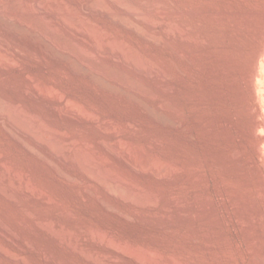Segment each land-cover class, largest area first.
Instances as JSON below:
<instances>
[{"label": "rangeland", "instance_id": "374dc122", "mask_svg": "<svg viewBox=\"0 0 264 264\" xmlns=\"http://www.w3.org/2000/svg\"><path fill=\"white\" fill-rule=\"evenodd\" d=\"M11 1H18V8L24 10L33 9L31 1L50 7L51 3L53 7L63 3L66 10L60 14L64 15L55 16L53 21L38 16L33 22L44 20L41 24L51 28L57 25L69 45L80 43L87 49L96 40L102 43L121 39L135 50L140 60L150 58V62L167 69L174 90L165 92L168 81H157L151 73L117 66L108 58L102 60L105 64L101 61L105 69H119L114 73L129 77L131 82L140 81L147 92L161 98L143 95L130 84H122L119 78L110 79L86 65L73 48H58L53 41L44 39L34 24L27 25L18 16L4 17L0 12V25L16 31L24 41L43 40L46 50L58 60H48L42 51L0 34L6 38L5 43L0 41V54L7 53L12 60L9 66L0 67V94H5L24 112L38 113L40 121L58 133L67 157L81 153L104 157L113 162L108 168L117 167L134 183L137 181L133 189L143 195L147 193L148 197L142 205L113 196L117 212L106 211L97 198L85 195L84 189L93 184L88 172L79 164L48 152L12 126L6 116H0V222L26 244L22 249L0 232V264H13V257L22 260L19 264H173L176 260L186 264L194 254L187 241L188 199L202 200L219 192L227 197L236 194L264 207V52L257 58L264 46V0ZM98 3L104 11L86 8ZM107 9L112 11L111 17L105 13ZM65 15L71 22L79 18L90 21L93 31H98L95 33L98 39L92 40L89 35L75 38L63 26ZM1 55L0 61L4 57ZM34 89L39 96L34 95ZM165 98L187 114L179 116L163 106L160 108L167 101ZM213 120L219 128L215 136L206 130L204 133L200 127L201 123L210 129ZM115 142L118 147L113 145ZM23 143L38 152L30 153L21 146ZM146 156L174 166L170 179L146 177L127 165L125 159L130 157L140 166ZM47 158L76 178L75 183L58 177L46 166L44 161L50 162ZM196 176L206 179L192 182ZM93 186L104 192L99 184ZM3 187H11L17 202L3 192ZM153 196L155 200L151 199ZM232 242L234 246L235 240Z\"/></svg>", "mask_w": 264, "mask_h": 264}, {"label": "bare ground", "instance_id": "6f19581e", "mask_svg": "<svg viewBox=\"0 0 264 264\" xmlns=\"http://www.w3.org/2000/svg\"><path fill=\"white\" fill-rule=\"evenodd\" d=\"M17 1V0H16ZM22 1V0H21ZM35 1V0H34ZM44 1V0H43ZM86 1V0H85ZM23 2V1H22ZM21 2V3H22ZM38 2V1H35ZM42 2V1H41ZM51 2V1H50ZM49 2V3H50ZM120 2V1H119ZM17 2H12L11 0H0V12L2 13V16L5 15L4 17L7 16H13L12 18H14V16H18V18L23 19L25 22L27 21L29 25L30 24H34L36 27H38V29L41 31L44 39L46 40H51L53 41L57 46H59L58 48H62V49H69V48H73V52L80 58L82 59L86 65H88L89 67H91L92 69H95L97 71H101V73H103L106 77L110 78V79H116L119 78V80L121 81L122 84L124 85H128L130 84V86H132L133 88H135L136 90H139L143 95H149L152 94V98L153 99H158L159 94H155L154 92L151 93L147 92V88H143V86H141L140 81L139 83L137 81H130L129 77L122 76L121 74L118 73H114V71H117L119 69H116L114 71H110L108 69H105L106 67H104L103 63L104 61H102L104 58H108L110 60H112L113 62L116 63V65L121 67H131V68H135L136 70L140 71V72H145V73H151L152 76H154L155 80L157 81H168L166 82L167 87H166V91L165 92H171L174 90V84L171 85L169 80L171 77V73L163 68V67H159L157 66L158 63H156V65L153 62H150L149 59H143L140 60L139 55L136 54L135 50L130 49V47L128 48L127 44L125 43V41L121 40V39H116V40H110V41H105L102 43H99V40L97 42V40L90 44V48L87 49V46H83L82 44L81 46L78 44H76L77 47L75 45V47L72 46V44H68L64 38L62 37V35L60 34V30L58 28H51V27H45L42 23L40 22H36L34 23L33 21L39 16L41 17V19L45 18V19H49L52 20L54 19V17L56 16V18H59V15L61 11L64 12V8L65 6L60 2L59 5H56L53 7V3H51L52 7H50V5H42V4H37L34 3L33 1H31V7H33V9H29V10H24V9H20L18 7H20ZM30 3V2H29ZM57 4V2H55ZM101 3V2H100ZM20 4V2H19ZM25 4V3H24ZM47 4V3H46ZM87 4V3H86ZM92 4V3H90ZM30 5V4H29ZM85 5V4H84ZM92 8H91V7ZM86 5V8H90L89 11L91 9L96 10H100V11H104L102 9L101 4H94L92 5ZM26 7V6H25ZM28 7V5H27ZM50 7V8H48ZM68 7V6H67ZM84 7V6H83ZM130 7V6H129ZM30 8V7H29ZM69 9V8H68ZM66 10V8H65ZM91 10V11H94ZM108 10V9H107ZM105 10V11H107ZM136 10V9H134ZM70 11V10H68ZM87 11V10H86ZM61 12V13H63ZM72 12V9L71 11ZM69 12V13H70ZM111 10L109 12V10L105 13H107L110 17L112 16L111 14ZM76 14V13H75ZM64 15V14H62ZM61 15V16H62ZM66 15H70L68 13H66ZM65 15V19H64V24L63 26L66 28L65 30H67V32H69L70 34H72L73 36L76 37H80L83 38V36L85 35H89V37L91 36L92 40L95 37V33L98 32H94L93 29H95L92 26V23L90 24V21H85L83 20H77L74 22L69 21L70 18H66L67 16ZM77 15V14H76ZM106 15V14H105ZM72 16V15H71ZM108 16V17H109ZM115 16V15H113ZM38 17V18H39ZM76 18V17H75ZM63 19V18H62ZM62 19H59L60 21ZM122 19V18H121ZM153 19V18H152ZM22 20V21H23ZM73 20V19H72ZM113 20V19H112ZM120 20V19H119ZM124 20V19H123ZM23 21V22H24ZM50 22V21H49ZM5 23V21H4ZM57 23V22H55ZM62 23V22H61ZM126 23V22H125ZM53 24V23H52ZM129 24V23H128ZM6 25V24H5ZM49 25V24H48ZM4 26V25H3ZM2 25H0V34H4L7 37L12 38L14 41L16 42H23L25 46L28 47H32L36 50H40L43 52L45 58H47L48 60L54 61V62H58V60H56V58H54L51 53H49L45 48V42H31L30 40H22L21 36H19V34L15 33L14 31H10L9 29L3 27ZM8 26V25H7ZM47 26V25H46ZM172 26V25H170ZM54 27V26H53ZM59 27V26H58ZM32 28V27H31ZM61 29V28H60ZM63 29V28H62ZM105 29V28H104ZM103 29V30H104ZM136 29V28H135ZM176 30V28H173V30ZM64 30V31H65ZM102 30V29H101ZM102 30V31H103ZM142 30V29H141ZM172 29H170L171 31ZM63 31V30H62ZM24 32V31H23ZM175 32V31H174ZM20 33V32H19ZM39 33V32H38ZM144 33V32H143ZM146 33V32H145ZM150 33V32H149ZM182 34V32H180ZM31 34V33H30ZM97 34V33H96ZM99 34V33H98ZM64 35V34H63ZM66 35V34H65ZM104 34H101V36H103ZM145 35V34H144ZM143 35V36H144ZM148 36H150L149 34H146ZM152 35V34H151ZM157 35V34H156ZM155 35V36H156ZM25 36V35H24ZM100 36V35H99ZM153 36V35H152ZM182 35H180L181 38ZM29 37V36H28ZM88 37V36H87ZM185 37V36H184ZM37 38V37H36ZM70 38V37H69ZM104 38V37H103ZM148 38V37H147ZM158 38V36H156V39ZM190 40L192 39V37H189ZM88 39V38H86ZM101 40V37L99 38ZM183 39V38H181ZM80 40V39H79ZM193 40H195L193 38ZM0 41L3 43L6 42V38L4 36H0ZM91 41V40H88ZM156 41V40H154ZM74 42V41H73ZM22 43V44H23ZM89 43V42H88ZM52 45V44H51ZM88 45V44H87ZM1 46V45H0ZM135 47V46H134ZM17 48V47H16ZM7 49V48H6ZM19 49V48H18ZM70 49V50H71ZM8 50V49H7ZM12 51V50H10ZM21 51V50H20ZM22 52V51H21ZM264 52V46H262L259 51H258V56L257 58ZM143 53V52H142ZM183 52H181L180 54L182 55ZM26 55V53H24ZM1 55V54H0ZM3 55V54H2ZM1 55V56H2ZM28 55V54H27ZM67 55V54H66ZM145 55V54H144ZM4 56V55H3ZM7 53L4 57H2L1 61H0V67L3 66H9L11 64V58L7 57ZM10 56V55H9ZM184 56V55H182ZM68 57V56H67ZM15 58V57H13ZM38 58V57H37ZM191 60V58L189 59ZM60 61V60H59ZM101 61L103 63H101ZM156 62V61H155ZM13 63V62H12ZM65 64V63H64ZM77 64V63H76ZM84 64V63H83ZM105 64V63H104ZM107 64V63H106ZM13 65V64H12ZM108 65V64H107ZM105 65V66H107ZM159 65V64H158ZM80 66V65H78ZM110 66V64L108 65ZM161 66V65H160ZM104 67V68H103ZM72 68V67H70ZM112 70V67H109ZM114 68V67H113ZM118 68V67H117ZM255 68H257V66H255ZM121 69V68H120ZM118 72V71H117ZM120 72V71H119ZM126 73V71H124ZM123 71L121 73H124ZM94 73V72H93ZM84 74V73H83ZM87 74V73H85ZM88 74H91V71H89ZM95 74V73H94ZM11 75V74H10ZM187 75V74H186ZM28 76V75H27ZM173 76V75H172ZM132 77V76H131ZM174 77V76H173ZM98 78V77H97ZM153 78V79H154ZM134 79V77L132 78ZM136 80V79H135ZM174 80V79H173ZM57 81V80H56ZM96 81V80H95ZM164 84V83H163ZM165 84V86H166ZM160 85V84H159ZM42 86V85H40ZM45 86V85H44ZM164 86V87H165ZM29 87V86H28ZM39 87V85H38ZM110 87V86H109ZM148 87V86H147ZM176 87V86H175ZM46 88V87H45ZM55 88V87H54ZM37 89V88H36ZM27 90V89H26ZM56 90V88H55ZM54 90V91H55ZM60 90V89H59ZM48 91V88H47ZM34 95L35 96H39V93L37 92V90L35 91V89L33 90ZM113 92V91H112ZM157 92V91H156ZM47 93V92H46ZM45 93V96H46ZM63 93V92H62ZM61 93V94H62ZM120 93V92H119ZM163 93V92H162ZM180 93V92H179ZM182 93V92H181ZM33 94V93H32ZM42 94V93H41ZM52 95V94H51ZM135 95V94H134ZM58 96V95H57ZM61 96V95H60ZM119 97V96H118ZM164 97V96H163ZM170 97V96H169ZM37 98V97H36ZM128 98V97H127ZM161 98V97H160ZM167 100V98H165ZM160 101V100H159ZM141 102V100H140ZM163 102V101H161ZM21 103V102H20ZM74 103V102H73ZM143 103V102H142ZM76 104V103H75ZM162 108H167L168 110H171L173 113L179 114V116L181 115H185L187 114L185 112V110H183L182 108H179L177 105L174 104L173 101H171V99L167 100L166 102H163L160 104ZM60 106V105H59ZM71 106V105H69ZM80 106V105H79ZM78 106V107H79ZM22 107V106H21ZM75 107V106H74ZM58 108V107H57ZM68 111H72L71 108L67 107ZM74 110V108H73ZM77 110V109H76ZM79 110V109H78ZM164 110V109H163ZM154 111V109H153ZM157 111V110H156ZM165 111V110H164ZM30 112V111H29ZM79 112V111H78ZM85 112V111H84ZM150 112V111H149ZM69 113V112H68ZM73 113V112H72ZM37 115L32 114V113H26L24 112L19 105L17 104H12L8 99L7 96H5V94H0V116H6L8 122H10V124H12V126H16L20 132H23V134H26L28 137H30L31 139H33L36 143L40 144L41 146H43L46 150H48V152L53 153V155H57L60 156V158L64 157L65 161H70V162H74L75 164H79L85 171L86 173L88 172L91 176V179L93 181V184L91 183L87 188L84 189V191L86 192L85 195L87 194L90 197H95L97 198L96 201L98 200L100 202V204L102 205V207L110 212V213H116L117 212V206L114 204V202L111 200V197L113 196H120L121 199L125 198L127 199L126 202H128V199H132L140 204H144L146 201H148V197H146V194L143 195L140 194L139 192H136V190H134L133 188H135L137 185L135 183H137V181H135V183L132 181V179L128 178L123 171H117V167L116 169L114 168H110L111 166L109 165L108 168V164H110L111 162L108 161V159L106 158H100L97 155L93 157H87L85 155L81 154H76V156H74V158H70L67 157L68 155H66V151H65V146L64 143L62 142V140L60 139L59 135L57 132L53 131L54 129H52V127L48 126L46 124V122H42L40 121L39 117L41 118V116L38 117V113H36ZM82 114V113H81ZM160 114V113H158ZM74 115V114H73ZM90 115V114H89ZM93 115V114H92ZM77 116V115H76ZM82 116V115H81ZM96 116V115H95ZM163 116V115H162ZM91 117V116H90ZM158 117V116H157ZM88 118V117H87ZM100 118V117H99ZM195 118V117H194ZM4 119V118H3ZM97 119V118H96ZM186 121V120H185ZM6 122V120H5ZM115 123V122H114ZM131 123V122H130ZM133 123V122H132ZM181 124V123H180ZM188 124V123H187ZM197 124V123H196ZM50 125V124H49ZM113 125V124H112ZM117 125V124H116ZM189 125V124H188ZM194 125V124H193ZM6 126V125H5ZM121 126V125H120ZM202 126V129L204 131V133H212V136H215L217 131H218V122L216 120H213L210 123V129H207L206 125H202L200 123V127ZM123 127V126H122ZM8 129V128H7ZM185 129V128H183ZM109 130V129H108ZM112 130V129H111ZM118 130V129H117ZM206 130V131H205ZM15 132V131H14ZM17 134V133H16ZM50 136L47 138V136ZM193 135V134H192ZM14 136V134H13ZM17 136V135H16ZM21 136V135H20ZM19 136V137H20ZM194 137H196L195 135H193ZM198 136V135H197ZM193 137V138H194ZM198 138V137H197ZM16 141L19 140L17 137H15ZM23 139V137H22ZM189 139V138H188ZM21 140V139H20ZM23 141V140H22ZM25 141V140H24ZM86 141V140H85ZM110 141V140H109ZM21 142V141H19ZM27 142V141H26ZM74 142V141H73ZM79 142V141H78ZM89 142V141H88ZM114 142V141H113ZM112 142V143H113ZM75 143V142H74ZM128 143V142H127ZM123 144V143H122ZM121 144V145H122ZM28 145V144H27ZM27 145H25L24 143L21 146H24V148H26L30 153L34 154L36 151L34 150V148L32 149L31 147H28ZM86 145V144H85ZM114 146L118 147V144L116 145L113 144ZM120 145V146H121ZM101 146V145H100ZM112 146V147H114ZM35 147V146H34ZM82 147V146H81ZM84 147V146H83ZM109 148V147H106ZM138 148V147H137ZM142 148V147H141ZM79 149V148H78ZM87 149V148H86ZM115 149V147H114ZM112 148V150H114ZM83 150V149H82ZM111 150V151H112ZM130 152L132 149H129ZM27 151V152H28ZM35 151V152H34ZM88 151V150H87ZM116 151V149H115ZM121 151V150H120ZM119 151V152H120ZM38 152V151H37ZM40 152V151H39ZM65 152V153H64ZM77 152V150H76ZM81 152V151H80ZM126 152V151H125ZM142 152V151H141ZM75 153V152H74ZM112 153V152H111ZM124 153V152H123ZM146 153V152H145ZM39 154V153H38ZM43 154V153H42ZM114 154V153H113ZM118 154V153H117ZM125 154V153H124ZM130 154V153H129ZM134 154V153H132ZM45 155V154H44ZM92 155V154H91ZM105 155V154H104ZM128 155V154H127ZM124 155V156H127ZM136 155V154H135ZM41 156V155H40ZM99 160H96V157ZM121 156V155H120ZM130 156V155H129ZM153 156V155H152ZM151 156V157H152ZM73 157V156H72ZM110 157V156H109ZM123 157V156H122ZM150 157V156H149ZM40 158V157H39ZM59 158V159H60ZM118 158V157H117ZM48 159V158H47ZM51 159V158H50ZM122 160L124 158H121ZM127 161V165H129L132 169H135L136 171H140L139 173H144V175H146V177H154V176H163V177H168L170 179L172 173L174 172V169L172 167L174 166H170L168 165V163L166 165L160 163V161H158L155 157L152 158H147L144 157L141 160V164L139 166H137V162H133L132 160H130L129 158H125ZM49 160V159H48ZM52 160V159H51ZM62 160V159H61ZM50 161V160H49ZM46 166L49 167L58 177L62 178V179H66L69 180L72 183H75V179L68 174L67 172L63 171L62 169H60L56 164L54 165L52 161V163L48 162L47 160L44 161ZM139 162V161H138ZM167 162V161H166ZM65 163V162H64ZM113 163V162H112ZM71 164V163H68ZM76 164V165H77ZM170 164V163H169ZM75 165V166H76ZM78 165V166H79ZM118 165V164H117ZM175 165V164H174ZM216 165V164H215ZM79 166V167H80ZM126 166V165H125ZM179 166V165H177ZM176 166V167H177ZM2 168V167H1ZM14 169V168H13ZM82 169V170H83ZM119 170V169H118ZM19 171V170H18ZM134 171V170H133ZM27 172V171H26ZM83 172V171H82ZM85 173V172H84ZM138 173V172H137ZM141 173V174H142ZM9 174V173H8ZM140 174V175H141ZM128 175V174H127ZM29 177V176H28ZM162 177V178H163ZM175 177V176H174ZM24 179V178H23ZM168 179V180H169ZM206 179V178H205ZM204 177L202 176H196L194 178H192V182H204L205 181ZM11 180V179H10ZM215 180V179H213ZM23 181V180H22ZM212 181V180H211ZM1 182V181H0ZM3 183V182H2ZM7 183V182H6ZM20 183V181H19ZM99 184V187H103L104 192L100 191V188L93 186L94 184ZM31 184V183H30ZM89 184V183H88ZM87 184V185H88ZM9 185V183H8ZM6 185V186H8ZM11 185V184H10ZM1 186V185H0ZM3 186V184H2ZM5 186V185H4ZM22 186V185H21ZM23 187V186H22ZM28 187V186H27ZM84 188V187H83ZM214 189V187H212ZM210 188V189H212ZM21 189V188H20ZM26 189V188H24ZM143 189V188H142ZM208 189V188H207ZM3 192L5 191L6 194L8 192V196L10 198H12V200L16 201L15 199V195L8 187H3L2 188ZM1 190V192H2ZM18 190V189H17ZM196 190V189H194ZM22 191V190H21ZM25 191V190H24ZM139 191V190H138ZM144 191V190H143ZM147 191V190H146ZM215 191V190H214ZM213 191V192H214ZM142 192V191H140ZM148 192V191H147ZM217 192V191H215ZM152 193V192H151ZM150 193V195H151ZM207 193V192H206ZM231 193V192H230ZM2 194V193H1ZM5 194V195H6ZM205 194V193H204ZM227 194V193H226ZM105 195H107L108 197H105ZM153 195V194H152ZM228 195V194H227ZM155 196V195H154ZM153 196V197H154ZM119 197V198H120ZM9 198V199H10ZM53 198V197H52ZM244 198V197H243ZM241 198L240 196H237L236 194H234L233 196H225V193H219L217 192L215 193H211L209 194L206 198H203L201 200V197L198 199H188L187 197V207H186V222H187V241H188V245L191 249V251L194 253L192 254V260L190 259L189 262H186V264H264V207L262 206H256L254 204H252L249 200H245ZM155 200L154 198H151ZM150 199V200H151ZM55 200V199H54ZM129 200V201H130ZM133 201V202H134ZM17 202V201H16ZM20 202V200H19ZM45 202V200H44ZM98 202V203H99ZM152 202V201H151ZM150 202V203H151ZM53 203V202H52ZM131 203V202H130ZM155 204V203H154ZM151 205V204H150ZM185 205V204H184ZM28 211V209H27ZM26 211V212H27ZM70 211V210H69ZM122 212V211H121ZM68 213V212H67ZM124 213V212H123ZM33 214V213H32ZM71 214V213H70ZM129 215V214H128ZM127 215V216H128ZM184 215V214H183ZM34 216V215H33ZM37 217V215H36ZM51 219V218H50ZM36 220V219H35ZM53 220V219H52ZM1 221V220H0ZM27 221V220H26ZM38 221V220H36ZM44 221V220H43ZM46 223H48V221H45ZM85 222V221H84ZM2 223H4L2 221ZM0 222V232L6 236H8L9 238L13 239V241L15 243H17L19 246L22 247V249L24 247H26L25 242L20 238L19 235H17L15 232H13V230H10L8 227H6L5 225H3ZM43 223V222H42ZM22 224V223H21ZM41 224V223H40ZM45 224V223H43ZM38 225V224H37ZM49 227H52L50 225V221H49ZM92 225V224H91ZM40 226V225H39ZM11 227V226H10ZM48 227V228H49ZM100 227V226H99ZM33 228V227H32ZM64 228V227H63ZM50 229V228H49ZM55 229V228H54ZM98 229V228H97ZM64 230V229H62ZM71 230V229H70ZM73 230V229H72ZM92 230L95 231V229L92 228ZM77 231V230H76ZM87 231V230H86ZM66 232V231H65ZM71 232V231H70ZM96 232V231H95ZM101 232V231H100ZM103 232V231H102ZM106 233V232H105ZM58 236V235H57ZM93 236V234H92ZM7 237V238H8ZM94 237V236H93ZM8 238V239H9ZM77 238V237H76ZM81 238V237H80ZM97 238V237H96ZM102 239V238H101ZM107 239V238H106ZM110 240V239H109ZM115 240V239H113ZM234 242V246H233V242ZM28 241V240H27ZM70 241V240H67ZM74 241V240H72ZM104 241V240H103ZM119 241V240H118ZM185 241V239H184ZM186 241V243H187ZM78 242V241H76ZM63 243V242H62ZM117 242H115L116 245ZM72 245V243H71ZM77 245V243H76ZM121 245V243H120ZM78 246V245H77ZM118 246V245H117ZM34 247V246H33ZM121 247V246H120ZM125 247V246H124ZM71 249L74 250L73 246H70ZM25 249V248H24ZM77 249V248H76ZM87 249V248H86ZM82 250V249H81ZM80 250V251H81ZM4 251V250H3ZM9 251V250H8ZM71 251V250H70ZM76 251V250H74ZM79 251V250H78ZM77 251V252H78ZM1 252V251H0ZM83 252V251H82ZM137 252V251H136ZM135 252V253H136ZM85 253V252H83ZM2 254L5 255H9L6 254L5 252H2ZM15 254V253H14ZM82 254V253H81ZM106 254V253H105ZM11 255V254H10ZM86 255V253L84 254ZM101 255V254H100ZM94 256V254H93ZM186 256V255H185ZM88 257V256H87ZM173 257V256H172ZM189 257V256H188ZM195 259H194V258ZM26 258V257H25ZM90 259H92V256H89ZM137 258V257H136ZM175 259H177L176 257H174ZM8 259V258H7ZM13 259L18 262V264L20 262H22V260H20L19 258H14ZM142 259V258H141ZM154 259V258H153ZM182 259V258H181ZM187 259V258H186ZM120 260V258H119ZM146 260V259H145ZM172 260H174L172 258ZM15 261L13 264H15ZM99 261V260H98ZM150 261V260H149ZM177 261V260H176ZM172 262L173 264H182V263H178V262ZM107 262V261H106ZM142 262V261H141ZM155 262V261H154ZM148 263V262H147ZM184 263V262H183ZM17 264V263H16ZM28 264V263H27ZM103 264V263H102ZM109 264V263H108ZM162 264V263H161ZM171 264V262L169 263Z\"/></svg>", "mask_w": 264, "mask_h": 264}]
</instances>
